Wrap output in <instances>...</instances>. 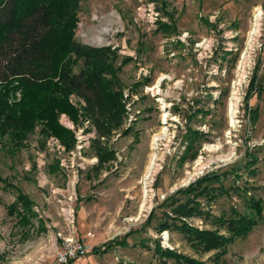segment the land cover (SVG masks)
<instances>
[{
	"label": "rangeland",
	"instance_id": "rangeland-1",
	"mask_svg": "<svg viewBox=\"0 0 264 264\" xmlns=\"http://www.w3.org/2000/svg\"><path fill=\"white\" fill-rule=\"evenodd\" d=\"M257 9L264 12V0H81L72 8L60 21L63 33L108 47L118 68L126 117L107 142L115 158L96 168L93 127L65 113L58 120L76 138L69 150L54 135L43 138L39 124L18 149L0 138V264H58L56 251L68 236L92 248L66 264H175L157 253V243L206 264H264V15L248 39ZM161 23L170 30H159ZM70 66L76 73L81 63ZM253 75L261 93L246 99ZM19 97L17 90L9 104ZM68 100L81 114L83 100ZM152 154L157 170L145 184ZM205 175L220 176L210 181L215 199H198L216 216L231 208L248 213L249 194L262 202L246 235L209 250L192 247L177 230H158L165 211L159 203ZM19 191L35 212L25 226ZM183 220L228 234L199 217Z\"/></svg>",
	"mask_w": 264,
	"mask_h": 264
},
{
	"label": "trees",
	"instance_id": "trees-1",
	"mask_svg": "<svg viewBox=\"0 0 264 264\" xmlns=\"http://www.w3.org/2000/svg\"><path fill=\"white\" fill-rule=\"evenodd\" d=\"M80 1L0 0V138L6 137L18 149L39 124L43 138L54 135L69 150L76 138L58 120L59 114L65 113L74 123L88 120L93 127L95 137L91 138L89 148L96 157L95 167L101 168L115 158L107 142L126 117L125 100L118 68L110 60V49L75 43L70 31V34L63 33L65 26L60 21L65 22ZM159 30H170V24L161 23ZM78 61L81 67L74 73L70 65ZM258 68L259 64L255 70ZM260 85L253 75L246 99L259 95ZM17 90L20 97L9 104L10 95ZM69 94L83 100L81 114L70 104ZM193 134L201 133L194 131ZM193 138L195 136L191 137L192 142ZM218 176L205 175L159 203L165 211H162L164 219L158 230H177L192 247L205 250L223 247L234 238L246 235L261 217L262 202L249 194L243 198L248 213L231 208L227 215L212 214L198 199L204 197L207 202L215 199L218 188L210 181L219 180ZM0 181H4L3 178L0 177ZM180 193L185 196L183 202L177 197ZM17 201L24 210L19 223L25 226L35 212L21 191L17 193ZM189 217H199L215 225V229L223 227L228 234L192 226L183 220ZM156 249L175 264H206L173 249L162 248L159 243Z\"/></svg>",
	"mask_w": 264,
	"mask_h": 264
},
{
	"label": "bare ground",
	"instance_id": "bare-ground-1",
	"mask_svg": "<svg viewBox=\"0 0 264 264\" xmlns=\"http://www.w3.org/2000/svg\"><path fill=\"white\" fill-rule=\"evenodd\" d=\"M264 15V12L262 11H259L258 9L256 10L255 14H254V24L252 25V30H250L249 34H248V39L249 42L251 43V40H252V36H254L258 30H259V21L261 20L262 16ZM236 91H233L232 93V96L230 97L229 101H228V108H227V111H228V118L232 119L233 120V117H235V113H237V102H238V97H236ZM240 99V98H239ZM166 116V115H165ZM165 120V119H164ZM231 120L230 123H234L233 121ZM163 130L158 134V135H155L153 136L152 138V146H154L155 142L159 139H161L163 137ZM156 145V144H155ZM154 148V147H153ZM156 160V157L154 154H152L149 158V161H148V164L146 166V169H145V173H144V176H143V179L145 180L144 183L146 184L151 176L155 173V171L157 170L156 169V164L154 163V161ZM191 175H189L185 180L184 182H188L190 179H191ZM144 192V191H143ZM144 194V193H143ZM146 196V195H145ZM144 196V197H145ZM145 208L144 205H141V210L143 211V209ZM147 208V207H146ZM148 209V208H147Z\"/></svg>",
	"mask_w": 264,
	"mask_h": 264
},
{
	"label": "built area",
	"instance_id": "built-area-1",
	"mask_svg": "<svg viewBox=\"0 0 264 264\" xmlns=\"http://www.w3.org/2000/svg\"><path fill=\"white\" fill-rule=\"evenodd\" d=\"M91 248L92 245L89 241L79 237L68 236L63 239L61 246L58 247L55 260L58 264H66L71 259L86 255Z\"/></svg>",
	"mask_w": 264,
	"mask_h": 264
}]
</instances>
